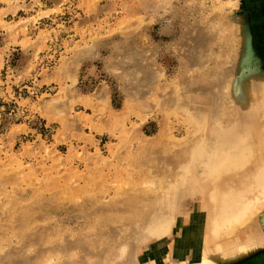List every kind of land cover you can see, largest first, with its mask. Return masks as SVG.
Segmentation results:
<instances>
[{
  "label": "rangeland",
  "instance_id": "374dc122",
  "mask_svg": "<svg viewBox=\"0 0 264 264\" xmlns=\"http://www.w3.org/2000/svg\"><path fill=\"white\" fill-rule=\"evenodd\" d=\"M261 106L264 0H0V264L155 256L176 232L151 231L147 177L186 175Z\"/></svg>",
  "mask_w": 264,
  "mask_h": 264
},
{
  "label": "bare ground",
  "instance_id": "6f19581e",
  "mask_svg": "<svg viewBox=\"0 0 264 264\" xmlns=\"http://www.w3.org/2000/svg\"><path fill=\"white\" fill-rule=\"evenodd\" d=\"M261 107L253 111L254 122L246 136L236 134L232 127L220 126L213 149L198 139L192 145L190 160L183 164L186 175L180 171L172 178L156 177L151 183L147 177L145 193L155 190L153 193L160 194L154 198L156 214L151 231L160 240L172 230L176 234L173 240L158 245L155 256L149 251L142 259L135 249L130 257L132 264H235L264 248V236L256 223L264 211V106ZM188 197L195 208L188 218L193 222L185 226L179 223V215L186 209ZM163 200H170L174 207L164 211ZM127 242L117 245L118 258L129 255ZM175 253L179 254L177 261L173 260ZM119 262L115 264H126Z\"/></svg>",
  "mask_w": 264,
  "mask_h": 264
},
{
  "label": "crops",
  "instance_id": "0c3cea01",
  "mask_svg": "<svg viewBox=\"0 0 264 264\" xmlns=\"http://www.w3.org/2000/svg\"><path fill=\"white\" fill-rule=\"evenodd\" d=\"M264 249V248H263Z\"/></svg>",
  "mask_w": 264,
  "mask_h": 264
}]
</instances>
